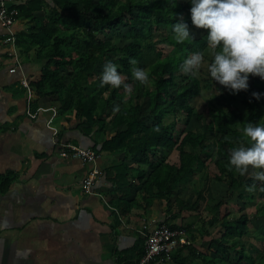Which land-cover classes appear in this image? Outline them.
<instances>
[{"label":"trees","instance_id":"16d2710c","mask_svg":"<svg viewBox=\"0 0 264 264\" xmlns=\"http://www.w3.org/2000/svg\"><path fill=\"white\" fill-rule=\"evenodd\" d=\"M15 6L19 9V19L34 21L28 30L18 32L20 48L27 53L37 47L38 58L45 61L41 76L30 81L31 89L38 96L58 97L61 111H74L78 127L90 138L96 126L101 132H113L101 142L94 139L92 148L98 154H125L123 161L113 167L116 198L111 201L123 216L136 205L142 206L141 200L150 205L156 198L164 201L166 214L174 210L198 211L206 200L201 190L193 203L174 198L173 192L197 172H201L204 182L210 162L218 169L216 180L225 182L233 193L239 191L238 198L245 200L244 204L255 199V189L264 196V182H254V175H240L234 167H227L231 149L242 141L247 142L243 126L248 121L264 122V79L260 76L250 74L249 89L232 95L217 81L219 93L210 99L209 116L196 114L199 120L207 119L202 130L177 132L180 114L186 113L188 121L191 120L194 108L190 100L203 90L199 77L183 72L181 64L186 57L204 53L209 47L208 29L198 36L193 30L196 25L191 21L190 0H27ZM74 8L79 11L73 13ZM180 13L194 33V39L184 43L177 42L172 31V24L181 19ZM122 29L129 39L124 46L100 36ZM161 29L165 33L157 36ZM160 44L170 46V51L165 54L158 47ZM131 58L138 65H132ZM108 60L120 66L118 70L132 86L131 95L123 86L100 85L103 66ZM136 66L149 70L150 85L134 80L132 69ZM212 86L214 82L209 80L206 88ZM254 91L262 94L259 99L252 95ZM142 97L148 109L140 102ZM233 99H239L245 110L235 107ZM211 133L213 140L209 141ZM173 153L177 156L172 157ZM128 159L146 166L135 178L131 177ZM12 180L10 174L0 177V191L6 192ZM136 182L142 185L141 200L128 198ZM253 183L254 190H249ZM224 202L221 199L209 206L211 216L203 218V229L199 228L204 236L211 235L209 227L221 225V234L212 237L209 245L215 256L197 252L191 244L187 246L204 264H232V251L240 256L239 261L245 258L251 264H264V255L257 262L241 245L251 231L247 212L241 211L237 218H231L230 212L221 216ZM178 213H173L174 217ZM257 215L264 216V203L258 207ZM168 221L166 218L159 223ZM183 227L194 233L190 231L193 222ZM144 252L145 241L136 259H129L127 254L117 255L120 261L138 264Z\"/></svg>","mask_w":264,"mask_h":264},{"label":"crops","instance_id":"0c3cea01","mask_svg":"<svg viewBox=\"0 0 264 264\" xmlns=\"http://www.w3.org/2000/svg\"><path fill=\"white\" fill-rule=\"evenodd\" d=\"M6 1L9 6H15L27 0ZM33 24L34 21L20 18L15 28L22 32ZM5 33L0 25V177L10 174L13 180L6 192L0 191V264H130V260L120 261L117 254H127L129 259L138 257L139 250L144 247L145 237L141 233L144 222H148V230H151L166 218L178 226L182 219L174 217L173 213L166 214L162 199L156 198L146 205L141 200L140 182H136L128 198L140 199L142 206L136 205L123 216L111 203L116 198L113 167L123 161V152L99 154L96 163L61 156L59 143L92 147L94 139L101 142L114 133L101 132L96 126L92 133L94 138H90L78 127L74 111H61L58 97L38 96L31 89L30 81L41 76L45 63L38 58L37 47L27 53L21 47L24 74L11 73L9 69L14 60L3 42ZM126 163L132 167L131 177L134 178L146 167L129 159ZM94 166L100 168L101 174L88 192L84 181ZM223 183L221 190L224 196L229 194L230 197L220 198L225 201L220 210L222 214L230 212V217L237 218L240 214L236 215L230 204L240 213L247 212L246 206L250 205L241 203L239 192L233 193ZM188 186L176 189L174 197L194 202L193 194L189 196L191 199L185 196ZM210 197L212 199L213 195ZM194 227L190 231L194 232ZM261 228L253 225L247 235L251 240L244 237L241 243L257 262L264 255V244L258 247L254 243L257 239L264 240V228ZM260 230L263 233H259ZM216 236L212 233L202 236L204 239L201 236L190 238L191 245L197 252L215 256L209 245L211 238ZM201 244L204 248H200ZM230 260L232 264H251L245 258L239 261L236 253ZM173 264L204 262L186 245L177 248Z\"/></svg>","mask_w":264,"mask_h":264},{"label":"clouds","instance_id":"9594fccd","mask_svg":"<svg viewBox=\"0 0 264 264\" xmlns=\"http://www.w3.org/2000/svg\"><path fill=\"white\" fill-rule=\"evenodd\" d=\"M190 4L192 24L208 29L212 59L206 62L203 52L193 53L181 64L183 72L195 76L206 63L213 81L233 93L249 89L250 74L264 79V0H190ZM179 15L181 19L172 24L174 39L179 43L191 41L194 33L183 13ZM130 63L138 65L134 58ZM119 67L108 60L103 66L100 85L123 86L131 95L132 86L125 81ZM132 76L141 85L151 84L149 70L144 67H133ZM252 95L259 99L262 94L254 91ZM242 133L247 142L242 141L231 149L227 167L245 175L251 166L255 170L254 182H264V122L248 121ZM254 188L255 183L249 185V190Z\"/></svg>","mask_w":264,"mask_h":264},{"label":"rangeland","instance_id":"374dc122","mask_svg":"<svg viewBox=\"0 0 264 264\" xmlns=\"http://www.w3.org/2000/svg\"><path fill=\"white\" fill-rule=\"evenodd\" d=\"M182 1H186V0H182ZM78 11H79V9L74 8L73 13H77ZM193 30H194V32H195V34L197 36L198 35H203L206 32L205 28L198 27V26H194ZM125 33H126V31L124 29H122L121 31L107 32L105 34H101L100 36L103 39L110 40L113 44H116V45H119V46H124V45H126L129 42V39L127 38ZM164 33H165V30L161 29V30H159L157 32V36L159 34H164ZM158 47L160 49H162L165 54H167L170 51V49H171L170 46H167L165 44H160ZM204 59H205L206 62H208V61H210L212 59L211 54H210V47H208L205 50ZM197 76L199 77V79L202 82V87H203L202 93H201V95H199V96H197V97H195V98L190 100V104L194 108V114H193L191 120L188 121L186 113L182 112L180 114V117H179L180 123H179L177 132H180L183 129L202 130V125L207 122V119H205L204 121L199 120L196 117V114L197 113H204L206 115V117H208L209 116L210 107H211L210 99H211V97L214 94H218L219 93V90L215 86L217 81H213V79L210 77V75L208 73V70H207V64L206 63L201 67V69H200L199 73L197 74ZM123 77H124V75H123ZM209 80H212L214 82V86H212L211 89L210 88L209 89L206 88V84H207V82ZM178 81L182 82V79L179 78ZM228 94L232 95L234 93L228 90ZM140 102L142 104H144L146 109H148L147 102H146L144 97H142L140 99ZM232 103L234 104L235 107H238L240 109L245 110V107L242 105V103L240 102L239 99H233ZM212 140H213V134L211 133L210 137H209V141H212ZM176 156H177V154L173 153L172 157H176ZM254 171L255 170L250 166L249 167V171H248V173H246V175L247 176H252V175H254ZM204 173L207 175V176L204 177V179H205L204 182L201 181L202 180L201 179L202 178L201 172H197L196 175H194L189 180V182L187 184H184V185H181V186L189 185L188 187H186L188 195H185L189 199H191L189 196H191L192 194H193L192 195L193 199L197 198L198 191L201 190L204 195L206 194V196L209 197L208 198L209 200H207V199L203 200L201 202V207H200V209L198 211H192V212L183 211V212L178 213L177 210H174L176 213H178V214L175 215V217H179L180 220L182 219L181 222H180L181 225L186 226L188 223H192V222H193V225H194V223H196L195 227L193 226L194 229H195L194 233H192V232H191V234L189 233V237L192 238V239H194L192 234H194L196 238H199L200 236L201 237L203 236L202 233H201L202 230H199V228L203 229V225H202L203 218L206 219V218H209L211 216L212 212L209 210V206L215 204V202L217 203L220 200V198H228V196H229V194H228V196L227 195L224 196V194H223L224 191L221 190V189L224 188V183L216 180V178H215V174L218 173V169H217L216 165L214 164V162H210L208 164V169L205 170ZM238 192L239 191L236 190L234 193H238ZM254 194L256 196L255 199L248 201L247 203L250 206H246L247 209H248V211H247L248 217H250L253 220V221H250V228L253 225L254 226H260V227L264 228V217L257 215L258 207L261 204L264 203V196L261 195V193L259 192L258 189L254 190ZM212 195H213V198L211 199L210 196H212ZM243 202H246V201L242 200L241 203H243ZM190 203H193V202L191 201ZM230 207H231V210L233 212H236V215L237 214H241L240 212L237 211V208H236V206L234 204L231 203ZM223 209H224V207H223ZM174 211L172 213H175ZM225 212H226V210L223 211V213H225ZM248 212L250 213V215H249ZM222 215H224V214H221V216ZM254 215H256V219H254ZM231 218H232V216H231ZM186 220H187V222H186ZM220 228H222V227H220V225L214 226V227H209V229L211 231V234L213 233L215 235H220L219 234V231L221 230ZM258 232L259 233H263V230H260ZM207 236H209V235H206V236L204 235V237H207ZM263 236H264V234H263ZM204 237H202V238L204 239ZM245 237H246V240H251V239H248L249 236H245ZM263 242H264V240L257 239L254 243H256L258 247H259V245L261 247L262 244H264ZM200 248H204L202 244H201ZM234 253H235V251H232V256H233Z\"/></svg>","mask_w":264,"mask_h":264},{"label":"built area","instance_id":"2783aa9c","mask_svg":"<svg viewBox=\"0 0 264 264\" xmlns=\"http://www.w3.org/2000/svg\"><path fill=\"white\" fill-rule=\"evenodd\" d=\"M18 15L19 9L16 6H9L6 0H0V25L6 30L3 42L8 46L9 54L14 60V65L9 70L11 73L20 71L24 74L18 31L15 28ZM26 79L24 75L25 84H27ZM59 145L61 156L64 158L97 162L99 154L92 147H83L70 142H62ZM100 174V168L94 166L87 175L84 187L88 192H91ZM148 228V222H144L141 233L145 237V252L138 260V264H173V255L177 248L191 244L189 233L183 226L174 227L171 223H157L153 229L148 230Z\"/></svg>","mask_w":264,"mask_h":264}]
</instances>
